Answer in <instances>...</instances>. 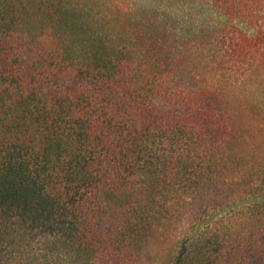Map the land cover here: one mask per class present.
Masks as SVG:
<instances>
[{"label": "trees", "instance_id": "obj_1", "mask_svg": "<svg viewBox=\"0 0 264 264\" xmlns=\"http://www.w3.org/2000/svg\"><path fill=\"white\" fill-rule=\"evenodd\" d=\"M260 73L264 0H0V264H264Z\"/></svg>", "mask_w": 264, "mask_h": 264}, {"label": "rangeland", "instance_id": "obj_2", "mask_svg": "<svg viewBox=\"0 0 264 264\" xmlns=\"http://www.w3.org/2000/svg\"><path fill=\"white\" fill-rule=\"evenodd\" d=\"M207 73L209 72L205 71V75ZM219 86L230 91L229 102L232 108L239 111L238 116L245 126L256 128L264 124V73L250 78L243 85L237 84L231 87L221 82ZM253 134L258 137L261 131L255 130ZM158 251V246L152 248V252Z\"/></svg>", "mask_w": 264, "mask_h": 264}]
</instances>
